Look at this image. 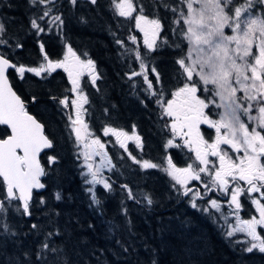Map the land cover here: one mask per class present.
<instances>
[{"label": "snow or ice", "instance_id": "obj_1", "mask_svg": "<svg viewBox=\"0 0 264 264\" xmlns=\"http://www.w3.org/2000/svg\"><path fill=\"white\" fill-rule=\"evenodd\" d=\"M181 2L187 6L186 14L179 12L186 31L180 27L178 19L174 20L177 27L172 31H178V35L187 41V55L175 58L169 69L158 54L173 47L183 49L181 44H172L163 35L162 20L146 16L142 5L139 14L134 15L138 11L134 0H113L116 15L134 21L135 31L143 36L141 50L129 47L115 32L111 33L114 43L124 50L122 57L127 68L131 69L125 71L124 76L132 82V94L145 108L148 107L147 101H153L160 109V120L165 121L160 133L167 155L166 167L137 157L128 150L127 140H134L138 149L145 147L141 135L137 134L136 125L132 126L131 135L105 126L103 136L115 137L119 147L128 152V158L134 165H139L140 170L158 169L165 173L173 182L169 188L176 193L177 200L187 202L191 208L209 218L216 219L214 212L219 213L228 227L227 237L233 238L237 233L246 237L245 240L232 241L244 245L243 252L264 254V234L258 231L264 229V132L261 131L264 130V0ZM85 5L98 8L99 0H64L63 3L61 0H24L28 13L26 27L14 18L0 17V125L6 126L0 132L5 137L0 139V264H75L69 258L67 247L71 239L68 230L71 217L61 227L60 213L48 209L43 224H30L28 234L42 237L35 251L31 252L34 260L29 258L28 250H22L20 237L23 225L9 218H31L34 191L46 188L42 177L48 175V168L54 169L59 162L54 139L47 134L46 126L27 110V101L14 90L10 73L14 71L25 83L29 82L26 73L39 77L41 81L54 78L53 74L58 69L67 74L71 92L76 97L71 105L67 96L60 98L52 91L47 96L64 114L69 107L74 110V119L68 114V129L74 134V155L81 161L78 166L85 170L81 172L83 182L90 186L87 188L89 206L102 204L97 186H102L106 192H111L113 188V181L104 175V171L113 172L117 165L108 158L101 139H89L93 137V132L84 121L88 111L84 105L89 100L85 88L81 86V78L87 75L92 87L99 92L101 89L97 81L101 80V75L96 62L91 58L82 59L67 43L65 36L68 27L65 13ZM164 7L168 8V5ZM91 11L88 9L87 13L75 14L77 23L90 25L92 20L85 17L90 16ZM171 11L176 13L177 8L172 7ZM10 27L17 31H10ZM53 29L60 35L66 49L63 59H50L42 42L39 43L42 61L37 66L25 65L15 58L17 50L25 47L20 31L41 38V34L46 35ZM127 40L132 45L138 43L136 35H129ZM84 56H88L86 51ZM129 57H134V60L128 62ZM136 77L142 78L143 85L134 79ZM137 90L143 92V96L138 95ZM31 102L41 103L38 94H31ZM213 109L220 111L213 112ZM254 111L259 116L253 115ZM104 114L109 115L108 108H104ZM217 116L218 119L215 118ZM202 126L214 130V138L206 139ZM164 133H170V136ZM172 148L187 149L188 153L194 154V160L185 155L189 161L186 166H176L168 154ZM227 149L236 155L233 156ZM45 150H52L53 154ZM42 153L47 156V165L43 163ZM95 157L100 158L99 163L94 160ZM193 182L197 184L193 185ZM120 188L127 193L126 199L136 204L146 203L152 208L160 203L154 191L137 193L128 183H121ZM213 192L227 197V207L235 218L234 225L228 222V214L221 210L222 204L210 195ZM168 194L171 195V192ZM242 196L248 198L255 208V214L249 219H242L240 215L244 208ZM61 199V194L57 192L56 200ZM39 204L44 207L47 201L41 197ZM120 215L125 217L123 223L109 220L108 233L118 235L127 231L131 234L128 206L123 202ZM94 227V224H88L89 229ZM166 230L168 225L161 223L160 231ZM77 243L83 244V241ZM114 243L121 252L130 251L131 246L121 239L116 238ZM10 248L16 251L9 252ZM72 254L79 255L75 248Z\"/></svg>", "mask_w": 264, "mask_h": 264}, {"label": "trees", "instance_id": "obj_2", "mask_svg": "<svg viewBox=\"0 0 264 264\" xmlns=\"http://www.w3.org/2000/svg\"><path fill=\"white\" fill-rule=\"evenodd\" d=\"M6 1L11 7L7 4L2 5L7 10L3 17L14 18L18 24L22 23L26 27L25 19L28 13H25V10L27 9L18 10L20 0ZM21 1L24 2V0ZM165 4L168 8L164 7ZM182 5L181 0H145L143 3L144 14L149 18H160L164 25L163 35L169 38L170 43L181 44L183 49L181 51L173 47L158 54L166 68L169 69L175 58L187 55V42L178 35V31H172L177 25L174 23L176 13H173L171 9L176 7L178 10ZM88 9H92L91 15H86L85 18L91 19L92 23L90 25L77 23L75 14L87 13ZM3 12L0 11L2 14ZM67 21L65 36L70 40V42L67 40L68 43L81 57L93 59L97 64L98 74L101 75V80L97 81L101 89L99 92L92 87L88 79L83 80L85 94L89 100V103L84 106L88 110L85 113V121L93 132L92 138L109 141L110 135L107 138L103 136L102 130L105 126L115 127L129 134L132 126L136 125L137 134L141 135L145 147L143 150L133 149L132 154L166 167L167 155L160 133V128L165 121L160 120V109L153 101H147L148 107L145 108L132 94L130 88L132 82L124 76V72L131 69L127 68L126 61L122 57L124 50L114 43L111 35L115 32L118 38L128 43L129 47L143 50V39L140 38V33L135 31L134 21L119 18L111 13L107 8V0H101L98 8L85 5L82 11L76 10L71 15V20L67 19ZM179 25L182 27L181 24ZM183 29L185 31V28ZM10 31H17V29L10 27ZM19 35L25 47L23 50H17L15 58L25 65L36 66L42 59L38 42L41 38L35 39L26 31H20ZM129 35L138 37L136 45L128 42ZM41 40L46 52L48 53L49 50L53 52L50 59H59L55 58V53H62L63 46H55L53 38L49 44L46 39ZM85 51L88 53L87 57L84 56ZM132 60L134 57L128 58V62ZM12 73L15 75L14 71ZM12 73L10 74L14 90L27 101V110L30 114L46 126L47 134L55 141V154L59 157L58 164L54 169L48 168V175L43 179L46 190L35 194L31 218L20 220L16 216L9 217L23 225L20 237L22 250L30 252V259L34 260L31 252L35 251L42 237H33L28 234V228L33 222L43 224L46 220L45 212L48 209H54L60 213L58 219L61 227L69 221L70 217L72 218L68 229L71 239L67 242V247L69 258L75 264H153V261L155 264H264V254L243 252L241 249L244 245L232 242L235 239L242 240L241 235L233 238L226 236L227 231L219 213L213 210L217 218H209L208 215L191 208L187 202L177 200L176 193L169 188L170 183L173 182L165 173L158 169L140 170L139 165H134L127 156L123 154L120 156L118 146L116 147L117 154H114L113 149L110 150L111 158L117 165L116 169L107 175L113 181L112 191L106 192L102 186H97L96 191L102 204L90 207V193L84 191V179L80 175L78 160L68 143V140L74 141L68 129V118L63 110H58V105L47 96V93L52 91L60 98L67 96L70 101L69 88L63 81H59L57 73H54V78H50L49 83L46 84L30 73H26L28 83L16 81L17 76ZM134 79L143 85L142 78ZM165 80L167 83V74ZM33 93L38 94L41 103L31 102ZM137 94L143 96V92L139 90ZM104 108L109 109V115L104 114ZM3 130L4 128L1 127L0 132ZM261 131L264 132V130ZM202 132L208 139L213 136V131L206 126H202ZM164 135L170 136L169 133H164ZM2 138L4 136L0 135V139ZM48 153L53 154V151ZM168 154L171 155L176 166H186L189 162L185 159V155L190 157L185 149L173 148L168 150ZM42 157L43 163L47 165L46 156L43 154ZM121 183H128L137 193L145 190L154 191L160 203L149 208L146 203L136 204L127 200V193L120 188ZM195 184L197 183L193 182V185ZM57 192L61 194L60 201L56 200ZM169 192L171 195L168 194ZM210 195L216 198L214 194ZM41 197L47 201L44 207L39 204ZM216 199L223 201L222 209L225 208L227 199L224 197ZM122 202L128 206L129 216L127 218L131 220L132 233L121 231L118 235L110 234L107 231L108 221L119 220L123 223L125 219L120 215ZM251 207L250 201L245 199L244 214L249 213ZM89 223L94 224L95 227L89 229ZM161 223L168 225V230L160 231ZM116 238L130 245V251L121 252L114 243ZM78 241H83V244L77 243ZM73 248L79 255L72 254ZM13 251L16 249H9V252Z\"/></svg>", "mask_w": 264, "mask_h": 264}, {"label": "rangeland", "instance_id": "obj_3", "mask_svg": "<svg viewBox=\"0 0 264 264\" xmlns=\"http://www.w3.org/2000/svg\"><path fill=\"white\" fill-rule=\"evenodd\" d=\"M101 1V0H100ZM103 1V0H102ZM144 1L145 0H134V5L137 7V9H138V11H137V13H134V15L135 14H139V8H140V6L142 5L143 6V3H144ZM64 2V0H61V3H63ZM117 2H118V0H117ZM3 4H7V1L6 0H0V5H3ZM8 5V4H7ZM144 7V6H143ZM25 9V7H24V2L23 1H21L20 0V4L18 5V10H20L21 11V9ZM107 8H109V11H111V13H113L115 16H117L116 15V12H115V8H114V5H113V0H107ZM77 10V9H76ZM76 10H74L73 12H66L65 13V19L67 20V18L68 19H71V15H73L75 12H76ZM0 11H4L3 12V14L2 13H0V17H3L4 16V14H5V12L7 11V10H5L3 7H0ZM79 11H82V9H79ZM180 11H183L185 14L187 13V6H186V3H183V5H182V7L181 8H178V10H177V12H176V19H178L179 21H180V23L179 24H181L182 25V27L183 28H185V31H186V26H184L183 25V19H182V17H180L179 16V12ZM27 12V10H25V13ZM118 17V16H117ZM119 18H121V17H119ZM124 20V19H123ZM25 21H26V24H28V16L26 17V19H25ZM116 26H118V25H116ZM26 33H29V32H27L26 31ZM48 34H50V37L51 38H53L54 39V42H55V46H58V45H62L63 47H62V57H63V55H64V52L66 51V49L64 48V44H63V42L61 41V38H60V35L57 33V31L55 30V29H53V31H51V32H49ZM45 34H41V36H44ZM33 37L36 39L37 37H35L34 35H33ZM140 38L141 39H143V36H142V34H140ZM182 38H183V36H182ZM184 39V38H183ZM66 41H67V39H66ZM186 41V40H185ZM187 42V41H186ZM67 43H68V41H67ZM193 55H194V53H193ZM41 59V58H40ZM40 61H42V59L41 60H39V62ZM38 65V64H37ZM36 65V66H37ZM57 73V72H56ZM64 73V72H63ZM31 74V73H30ZM65 75H66V77H67V74L66 73H64ZM34 76V75H33ZM35 77V76H34ZM37 79H39L40 81H41V79L39 78V77H36ZM50 79V78H49ZM16 81H21L18 77H16V79H15ZM42 82H46V81H42ZM66 87H68L69 88V95H70V101H69V105H71V101L73 100V99H76V97L72 94V92H71V84L68 82V80L66 81ZM70 110H71V112H72V117H73V119L75 118V113H74V110L73 109H71V107H70ZM216 111H220V110H215V109H213V112H216ZM253 115H256V116H259V113L258 112H255L254 111V113H253ZM215 118H217L218 119V116L217 117H215ZM244 119L245 120H247V117H244ZM213 131V136L209 139V140H211L212 138H214V130H212ZM129 135H131V133H129ZM169 135H170V133H169ZM111 136V135H110ZM108 137V136H107ZM107 137H105V138H107ZM112 138H113V136H111ZM206 138V137H205ZM89 139H92V137L91 138H89ZM206 139H208V138H206ZM129 141H132L133 142V149L134 150H137L138 148H136V145H135V141L134 140H129ZM101 142L102 143H104L105 144V149H104V151L105 152H107L108 153V151H110V150H114L115 152H114V154H117V149H116V147H117V145L115 144V142H114V140H112V139H110L109 141H104V140H101ZM68 143H69V146H70V148H71V150H72V152H73V154H74V152H75V148H74V144H73V141H71V140H68ZM223 147V146H222ZM118 148L120 149V150H118L119 152H121V154H123V150L118 146ZM173 149V148H172ZM185 150H187V149H185ZM230 153H231V151L230 150H228ZM189 154V156H190V158L191 159H194V154H192V153H188ZM233 156H235L236 154L235 153H231ZM241 155H242V153H240ZM108 158H109V155H108ZM212 159H215V158H212ZM78 163V165L81 163V161H78L77 162ZM79 167V166H78ZM80 168V167H79ZM82 171H85V170H83V169H81L80 168V175H81V172ZM110 173L111 172H105L104 174L107 176V175H110ZM82 176V175H81ZM84 179V178H83ZM206 179H208L207 177H206ZM197 183V182H196ZM241 184H243V182H241ZM88 187H90L89 185H86L85 183H83V188H84V191L85 192H87V188ZM245 187H246V185H245ZM174 192V191H173ZM212 194H214V196H216V198H219L220 196L222 197V195H217L215 192H213ZM253 195H255V194H253ZM224 198H227V197H224ZM248 199V198H247ZM249 200V199H248ZM250 201V200H249ZM221 204H223L224 202L223 201H219ZM226 204H227V202H226ZM253 207V206H252ZM252 207H251V210H252ZM254 208V207H253ZM254 210H255V208H254ZM227 214V213H226ZM232 220H235V218L234 217H232L231 218ZM228 222L230 223V224H233L231 221H229V218H228ZM222 223H223V225L225 226V228H226V231L228 230V227H227V225L225 224V221H224V219L222 218ZM234 225V224H233ZM236 235H241L242 236V240H245L246 239V237L244 236V234L243 233H237ZM241 239V238H240Z\"/></svg>", "mask_w": 264, "mask_h": 264}, {"label": "flooded vegetation", "instance_id": "obj_4", "mask_svg": "<svg viewBox=\"0 0 264 264\" xmlns=\"http://www.w3.org/2000/svg\"><path fill=\"white\" fill-rule=\"evenodd\" d=\"M101 1L99 0V3H100ZM88 6H91V5H88ZM91 7H93V6H91ZM84 8V7H83ZM83 8H79V9H83ZM79 9H77V10H79ZM71 20V19H70ZM43 35V34H42ZM46 39V42H47V44H49V41L51 40V37H50V34H46L45 36H41V39ZM40 39V41H39V43L40 42H42V40ZM38 43V42H37ZM56 55H55V58L57 59V58H59V59H63V57H62V53H55ZM48 55H49V57H52V55H53V52L51 51V50H49V52H48ZM41 56H42V54H41ZM58 78H59V81H63L65 84H66V81H67V77H66V75L63 73V70L62 69H58L57 70V75H56ZM86 77V79H88L89 80V77L87 76V75H85V76H83L82 78H81V83L83 82V80H84V78ZM39 80V79H38ZM40 81V80H39ZM42 82V81H41ZM89 82H90V80H89ZM43 84H46V83H49V80L48 81H46V82H42ZM61 85H62V83H61ZM86 95V94H85ZM85 106V105H84ZM70 107H69V109L67 110V114H66V116H67V118H68V114H70V115H72L71 113H70ZM85 117L86 116H84V121H85ZM42 123V122H41ZM85 123H87L86 121H85ZM90 130V129H89ZM111 139L112 140H114V142H115V144L117 145V146H119V144L116 142V139H115V137H111ZM121 139H123V138H121ZM125 143H126V145H127V147H128V150L129 151H132L133 150V142L132 141H129V140H127V141H125ZM223 147H225V148H227V146H223ZM123 150V155L124 156H127L128 157V152H126V151H124V149H122ZM227 150H230L231 151V149H227ZM51 151V150H50ZM50 151H48V152H50ZM108 155H109V158H111V153H110V151H108ZM120 156H122V154H121V152H120ZM46 159H47V156H46ZM112 160H113V158H111ZM94 160L97 162V163H99V161H100V158L99 157H95L94 158ZM113 163L115 164V162L113 161ZM116 165V164H115ZM116 169V168H115ZM105 172H107L106 170L104 171V173ZM105 175V174H104ZM205 179H206V177H205ZM255 195H257V194H255ZM221 197V196H220ZM222 197H224V196H222ZM225 199H227V198H225ZM245 199H247L246 197H244V196H242L241 197V202H242V204L244 205V202H245ZM223 212H225V213H227L228 214V218H229V221H231L233 224H235V220H232L231 218L232 217H234L233 215H231L230 214V210L228 209V207H227V205L225 206V208H223V209H221ZM253 214H255V210H254V208L252 207V210L249 212V213H247V214H244V208H243V210L241 211V213H240V215H241V218L242 219H249V218H251V216L253 215ZM258 231L259 232H261L262 234H264V229H258Z\"/></svg>", "mask_w": 264, "mask_h": 264}, {"label": "water", "instance_id": "obj_5", "mask_svg": "<svg viewBox=\"0 0 264 264\" xmlns=\"http://www.w3.org/2000/svg\"><path fill=\"white\" fill-rule=\"evenodd\" d=\"M34 118H35V117H34ZM0 126H3V125H0ZM4 127H6V126H4ZM45 151H49V150H45ZM41 155H43V153H42ZM42 179H43V177H42ZM45 189H46V188H45ZM45 189H42V190H39V191H34V194L41 193V192H43Z\"/></svg>", "mask_w": 264, "mask_h": 264}, {"label": "bare ground", "instance_id": "obj_6", "mask_svg": "<svg viewBox=\"0 0 264 264\" xmlns=\"http://www.w3.org/2000/svg\"><path fill=\"white\" fill-rule=\"evenodd\" d=\"M112 29V28H111Z\"/></svg>", "mask_w": 264, "mask_h": 264}]
</instances>
